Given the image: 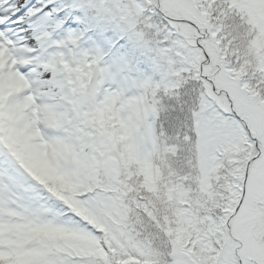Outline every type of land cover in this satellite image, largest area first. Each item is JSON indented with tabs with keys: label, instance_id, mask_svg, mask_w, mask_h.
I'll use <instances>...</instances> for the list:
<instances>
[{
	"label": "snow or ice",
	"instance_id": "6c2138e0",
	"mask_svg": "<svg viewBox=\"0 0 264 264\" xmlns=\"http://www.w3.org/2000/svg\"><path fill=\"white\" fill-rule=\"evenodd\" d=\"M0 264H264V0H0Z\"/></svg>",
	"mask_w": 264,
	"mask_h": 264
}]
</instances>
